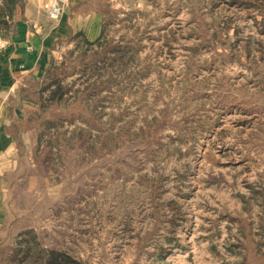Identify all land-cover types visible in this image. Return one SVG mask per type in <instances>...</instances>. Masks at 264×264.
<instances>
[{
    "label": "rangeland",
    "instance_id": "rangeland-1",
    "mask_svg": "<svg viewBox=\"0 0 264 264\" xmlns=\"http://www.w3.org/2000/svg\"><path fill=\"white\" fill-rule=\"evenodd\" d=\"M6 1L0 0V18ZM91 1L99 6L100 0ZM200 1L187 0L188 21L186 14L157 13L155 22L104 29L102 36L77 32L57 42L55 60L22 92L32 105L10 130L18 135L20 162L6 178L0 264H15L16 237L26 231L36 233L33 250L41 247L45 264H186L166 244L172 216L177 234L189 227L187 237L175 240L186 246L187 264H194L191 233L211 168L196 125L211 117L213 102L202 105L199 86H237L234 100L231 94L220 99L235 104L236 120L264 113V93L247 92L249 80L264 84L253 74L263 69L251 61V78L243 77L241 53L235 41L231 46L226 24L197 23ZM227 115L220 113L221 125ZM243 132L236 128L238 150L251 145ZM235 160L240 185L252 180L249 168L259 174L260 157ZM186 193L192 197L183 200Z\"/></svg>",
    "mask_w": 264,
    "mask_h": 264
},
{
    "label": "crops",
    "instance_id": "crops-1",
    "mask_svg": "<svg viewBox=\"0 0 264 264\" xmlns=\"http://www.w3.org/2000/svg\"><path fill=\"white\" fill-rule=\"evenodd\" d=\"M46 1L11 0L9 11H2L4 17L0 18V34L8 41V46L0 54V227L7 214L9 182L6 178L18 172L20 162L18 135L10 130L22 122L25 110L33 102L21 95L27 82L39 79L55 60L60 40L64 41L69 34L77 32L93 37L101 33L102 36L104 29L155 22L157 13L163 16L174 11L179 16L186 14V21L189 20L187 0H100L99 6L91 0H69L55 25L43 9ZM195 11L203 14L196 21L205 28L226 24L231 46L237 43L241 53L239 58L244 64V78L246 73L251 78V61L258 62L259 69H263L253 72L254 79L264 78V0H202ZM71 44L69 42L68 47ZM251 82L249 80L248 93L252 89L264 93V84L253 86ZM222 87L220 84H213L210 88L199 86L202 105L205 106L206 99L213 100L211 117L200 119L196 125V139L201 140L202 154L211 168L206 170L207 177L201 184L202 214L195 220L191 237H196V240L189 253L194 264H264V113L259 117L244 114L236 120L235 104L230 106L227 102L225 105L220 99L231 94L234 100L239 89L235 85ZM238 87L246 91V85ZM219 112L228 114L227 122L222 125ZM230 113L234 115L231 119ZM237 127H243V140L251 141V145L246 143L242 150L234 144ZM223 141L226 143L221 149ZM242 156L260 157L261 165L256 169L259 174L249 168L248 176L252 180L240 185L235 158ZM225 157L228 161L223 164L221 158ZM230 158L234 160L230 162ZM190 197L192 195L186 193L182 199ZM174 218L172 216L166 221L169 226L165 227L164 234L170 236L166 244L173 252L171 256L178 258L180 255L184 258L182 263L187 264L190 260L188 250L184 244L177 245L175 237H187L189 227L182 228V232L177 234ZM182 220L181 217L180 223ZM237 241L243 245L242 248L234 247ZM220 243L225 245V249L218 246Z\"/></svg>",
    "mask_w": 264,
    "mask_h": 264
},
{
    "label": "trees",
    "instance_id": "trees-1",
    "mask_svg": "<svg viewBox=\"0 0 264 264\" xmlns=\"http://www.w3.org/2000/svg\"><path fill=\"white\" fill-rule=\"evenodd\" d=\"M9 5L10 3L6 1L4 10L9 11ZM56 93L57 92L55 91V94ZM35 238L36 233L33 231H26L24 233L18 234L16 237V248L13 250L15 258H13V260L11 258H7L6 260H12L15 262V264H45V260L43 259V250L41 247H37L36 250H33V245H38V241ZM51 254L58 255L59 252L52 251ZM59 255H64V257L67 256L62 253Z\"/></svg>",
    "mask_w": 264,
    "mask_h": 264
},
{
    "label": "built area",
    "instance_id": "built-area-1",
    "mask_svg": "<svg viewBox=\"0 0 264 264\" xmlns=\"http://www.w3.org/2000/svg\"><path fill=\"white\" fill-rule=\"evenodd\" d=\"M69 0H47L43 4V9L47 18L55 23L60 19L65 7L68 5ZM8 46V41L0 35V54Z\"/></svg>",
    "mask_w": 264,
    "mask_h": 264
}]
</instances>
